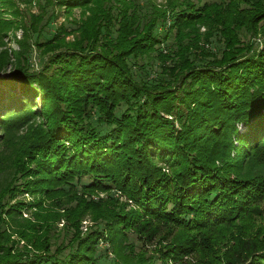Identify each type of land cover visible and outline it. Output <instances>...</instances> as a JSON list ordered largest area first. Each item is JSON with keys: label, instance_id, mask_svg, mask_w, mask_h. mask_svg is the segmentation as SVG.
Segmentation results:
<instances>
[{"label": "trees", "instance_id": "obj_1", "mask_svg": "<svg viewBox=\"0 0 264 264\" xmlns=\"http://www.w3.org/2000/svg\"><path fill=\"white\" fill-rule=\"evenodd\" d=\"M36 4L0 18V264H264V0Z\"/></svg>", "mask_w": 264, "mask_h": 264}, {"label": "rangeland", "instance_id": "obj_2", "mask_svg": "<svg viewBox=\"0 0 264 264\" xmlns=\"http://www.w3.org/2000/svg\"><path fill=\"white\" fill-rule=\"evenodd\" d=\"M28 1H29V3H26ZM44 1L45 0H40V4H44ZM203 1H213V0H203ZM9 2L12 3V5L14 6V9L19 10V12H21V15L23 18H26L25 21H27V24H29V20H30L28 18L27 12H32L33 14H37L38 10H39L38 4H36V0H9L5 3L7 5H1V7H0V18L3 21L13 20L11 13L8 11V3ZM46 9H47V15H45V18L42 21L43 24L46 22L51 11L53 10L54 14H55L56 10H57V9L55 10V7H53V6L52 7H46ZM80 17H81V12L77 9L74 10L73 14L71 16H69V18H66L65 14L61 11L58 14L57 18L53 17V19H51V22L49 23V25L46 28H44V31L42 30V32L40 33V39L45 40V39L50 38L53 31L55 30V28L57 26H60V24H62V23H65V26L67 27L68 31L72 30L73 25H71L67 20H69V21H72L75 19L78 20V19H80ZM22 35H23V29L21 27H19L15 30L9 29L6 32V35H4L2 38V42H3L4 46L0 47V50H2V49L6 50L9 54V58L12 60H13V53L15 51L20 50L19 42L24 39V37ZM36 35L37 34H33L31 36V38L29 40H27V43L30 47L29 53L27 55L28 69L34 70V71H38L42 66V62L44 61V57H42L40 55L39 50L37 49V47L33 43L35 41ZM73 38H74L73 34L66 36V40H73ZM167 43H168V45L170 44L169 42H167ZM221 47H222V45L219 43L218 37H215L211 40V44H210L209 48L212 51L218 52L221 49ZM47 58H48V56L45 57V59H47ZM129 63L133 64V60H130ZM155 63L156 64H154V66L151 69L149 68V71H150L152 76H154L159 71V64L160 63L158 61ZM131 68L135 74V78H139L136 73L144 76L145 78L148 77L147 75L145 76L144 74H142V72L138 71L136 69V67L131 66ZM135 71H136V73H135ZM2 74H4V72H1L0 78L3 77ZM39 100H40V98L37 97L35 101L31 102V104H30L31 108H37V110L40 111L41 108H40ZM7 106L9 107L8 104H7ZM125 108H126L125 105H121L117 109L116 115L120 116L122 114V112L125 110ZM4 112H5V109L0 110V114H2ZM96 120H97V114L94 113L93 117H92V121H93L94 125L98 128V131L100 133H104V132H107L109 130V128L107 126H105L103 124L99 125L96 122ZM176 126H177V123H176ZM238 127H239L240 131L245 130L244 127L241 125H239ZM7 177L8 176L6 173L0 172V191L6 185V183L8 181ZM83 183H88L87 179H83ZM99 196L105 197L104 194H100ZM17 199H24L26 202L31 200L30 196L28 194H25V193L18 195ZM120 199L124 200L123 197H121ZM13 202L14 201H11V203H13ZM24 216H26V214ZM83 224H84V226H86V222H83ZM257 225H258V223H257ZM61 226H62V224L58 225L59 228H61ZM12 238H14V237H12ZM129 242L133 243L138 249L139 244L137 243L136 239L133 236L129 238ZM98 246H99L98 255L100 256V259H98V260H100V263L101 264H112L113 255L111 253H109L110 249H108V247H107L109 245H107L106 242L102 241L99 243Z\"/></svg>", "mask_w": 264, "mask_h": 264}]
</instances>
